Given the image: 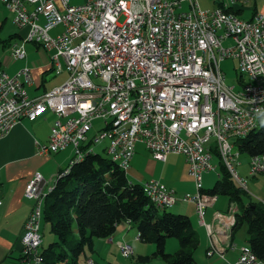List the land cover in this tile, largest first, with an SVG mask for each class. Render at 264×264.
<instances>
[{
	"label": "built area",
	"instance_id": "obj_1",
	"mask_svg": "<svg viewBox=\"0 0 264 264\" xmlns=\"http://www.w3.org/2000/svg\"><path fill=\"white\" fill-rule=\"evenodd\" d=\"M0 2L13 14V23L26 30L20 42L9 45V58L25 59L29 42L52 52L55 74L64 67L68 73L61 85L30 97L26 91L33 84L30 68L14 74L0 68V139L20 120L50 111L55 118L47 142L37 145V153L47 155L71 146L74 156L69 166L103 139L110 143V159L127 157V164L121 165L124 171L130 168L137 143L158 160L171 153L183 155L194 193L178 196L157 179L141 185L163 208L178 201L193 203L204 226L205 210L217 197L202 192L203 175L216 168L211 163L214 155L246 191L247 180L237 170L240 152L228 147V140L256 126L264 110V31L260 27L264 13L237 21L233 12L234 24H227L214 8H202L197 0ZM55 28L59 31L50 34ZM254 42H261L262 55L253 54ZM228 58L237 61V90L226 83L220 68ZM96 120L102 127L89 137ZM250 173H264V153L249 156V177ZM52 188L39 171L25 184L24 195L34 204L20 238L21 264H39L40 200ZM235 210L231 203L228 213H212V228H206L207 255L223 257L232 246ZM118 248L122 257L131 256L128 242H118ZM231 264L264 263L247 245Z\"/></svg>",
	"mask_w": 264,
	"mask_h": 264
},
{
	"label": "trees",
	"instance_id": "obj_2",
	"mask_svg": "<svg viewBox=\"0 0 264 264\" xmlns=\"http://www.w3.org/2000/svg\"><path fill=\"white\" fill-rule=\"evenodd\" d=\"M236 143L240 153H264V114L257 127ZM82 159L58 173L44 202L42 217L55 240L42 247L43 264H78L85 248L92 249L94 240L111 236L122 220L136 228L141 242L156 247L151 255H138L130 264H152L153 257L162 258L164 264H198L194 252L199 237L186 214L166 208L159 213L160 208L150 204L141 183L131 181L110 158L93 150ZM219 165V177L203 192L225 195L229 204L236 205L232 233L245 224L247 243L264 263V204L253 200L230 178L224 165ZM73 226L76 236L72 235ZM168 238L178 241L174 254L165 251Z\"/></svg>",
	"mask_w": 264,
	"mask_h": 264
},
{
	"label": "crops",
	"instance_id": "obj_3",
	"mask_svg": "<svg viewBox=\"0 0 264 264\" xmlns=\"http://www.w3.org/2000/svg\"><path fill=\"white\" fill-rule=\"evenodd\" d=\"M197 1L199 5L205 9L214 8L217 10L218 8H221L220 6H222L232 14L234 12L237 15V18H239V15H241L246 8H251V12L248 16L249 18H251L255 13H264V0H254L252 5L249 1L250 3H248V6H245L243 0H236L233 4H230L228 0ZM22 32H24V29H22ZM18 38L21 39L20 36ZM39 48L40 47L35 45V50H38ZM20 61H13L8 55L4 62L0 65V68L8 74H14L20 67ZM40 61H31L33 66V84L31 86H27L28 88H33V90H31V95L27 92L30 97L42 93L41 91L39 92V89L44 86V75H46L49 71H52L51 66L46 67L45 65H41L42 63ZM45 71L47 72L43 75V72ZM54 118V114L50 111H46L44 114L33 120L24 118L20 120V122L17 123L7 135L0 139V201L2 202L0 205V264H21L20 238L23 233L24 222L34 204L33 199H29L24 195V187L28 179L36 171H39L45 178L47 184L53 185L57 174L62 169H65L68 166L66 163L68 162L69 164L72 159L70 157L68 147L62 151L47 155H40L37 153V145L46 143L48 140L50 128ZM182 157L183 160L179 165V180H182L183 178L185 179V177L189 178L187 175L185 157L183 155ZM246 176H248V166ZM258 176H262L264 178V173L252 178L257 179ZM145 181H147V179ZM185 194L186 193L183 195ZM262 203L264 204V202ZM172 207H175V212H182L190 218L192 226L198 234L199 241L206 244V242L209 241L206 228L212 225V213L217 209L211 211L210 219L208 221L204 219V226L197 220L193 203L178 201ZM206 212H208V208H206L205 213ZM41 231L43 234L42 229ZM233 237L234 234L232 233V241ZM138 241L140 240L138 239L136 228L125 220V222L120 221L117 224L115 232L111 236L104 239L94 240L92 249H88L93 254L97 253L99 256H103L108 262L112 253L119 254L118 242H128L131 245V256L144 254V246L138 244ZM42 247L43 240L41 249ZM207 247L205 249V253L209 248ZM229 248L223 252V257L219 258L227 261L228 264H231L236 260L238 250L228 251ZM214 254L217 255V253H213L212 255H207L206 253V256L211 257ZM227 256H229V259H226ZM88 261H91L92 264L94 263V260L91 258L87 259L86 262ZM218 261L219 260H214L211 261L212 263H209L219 264Z\"/></svg>",
	"mask_w": 264,
	"mask_h": 264
},
{
	"label": "rangeland",
	"instance_id": "obj_4",
	"mask_svg": "<svg viewBox=\"0 0 264 264\" xmlns=\"http://www.w3.org/2000/svg\"><path fill=\"white\" fill-rule=\"evenodd\" d=\"M84 0H71V3L73 4H80ZM227 1V0H224ZM251 2V5L253 4L254 0H243V3L245 6H248ZM183 7H186V4L183 3ZM201 7V6H200ZM251 7V6H250ZM203 8V7H202ZM251 12V8H246L244 12L239 15V18L242 20H249L248 17ZM123 21V17L121 16L119 18V22ZM59 31V28H55L50 31V34L54 35L56 32ZM26 30L22 32V29L19 28L17 25L13 23V14L8 11L6 6L0 2V65L4 62V60L8 56V48L11 43L14 42H20L21 39L18 37H23ZM228 41L226 42V44ZM26 49V58L20 61V68L28 67L33 72V66L31 64V61L35 60H41V65H45L46 67L51 66V57L52 52H47L43 48H39L38 50H35V45L32 43H26L25 44ZM29 65H28V64ZM221 70L225 73V81L228 85L235 86V90L239 89L238 86V75L239 72L237 70V61L235 59H225L220 63ZM68 78V73L65 70V67L63 68V71L59 74H55L53 71H49L46 75H44V90L43 87L39 89V92L41 91H49L53 87L59 86L62 83L66 81ZM27 92L31 95V90L33 88L26 87ZM100 127H102V123L99 120H96L93 122V128L88 132V136H93L96 130H98ZM237 140H233L232 144L234 147V150L237 149ZM108 140L103 139L99 143L93 144V150L95 152L100 153L101 155L108 157L109 155L105 149L108 146ZM70 157L72 158L74 156V149L73 147H68ZM183 160L182 155L180 154H168L164 160H158L155 159L152 154L144 147L143 144L137 143L134 155L132 157V160L130 162V168L127 169L126 175L127 177L138 183H143L146 179H157L161 184H163L166 188L172 189L175 191L176 195L180 196L184 193L191 194L195 191V186L191 179L188 177L183 178L182 180H179V165L181 161ZM237 161L239 162V165L237 166L238 173L241 177L245 178L247 180V186H246V192L247 194L256 201H262L264 202V178L262 176H258L256 178L248 177L246 176V170L249 162V155L246 153H239ZM211 163L216 166L215 171H211L208 173H205L203 175V190L204 189H210L212 188L214 182L219 177L220 172V165L219 160L217 156H213L211 159ZM68 165V162L66 163ZM179 180V181H178ZM244 199L247 200L248 197L244 196ZM188 204V203H184ZM228 197L225 195H218L216 202L213 206L208 207V212L204 214V219L209 220L210 219V213L212 210L217 209L223 214L228 213ZM163 209H159V213H162ZM166 211L172 212V213H182V212H175V207L166 208ZM198 220V217H197ZM125 222V220H122ZM194 222V220H193ZM41 229L43 230L42 240H43V246L46 247L50 242L55 240V236L53 233L50 232L49 224L46 223L43 220V217L41 218ZM72 235L76 236V228L73 226V232ZM232 246L229 248L228 251L231 250H238V254L240 252V249L242 247H246L248 245L247 243V233H246V225L243 224L241 227H239L233 237ZM138 244H141L144 246V254L142 255H151L156 247L154 244L151 243H143L141 241L137 242ZM209 241L204 244L202 241H199V245L196 248L194 252V258L195 261L198 264H210L211 261L219 260V264H228L227 261L220 259L221 257L218 253L217 255L214 254L211 257H207L205 253V249L208 246L209 247ZM207 247V248H208ZM178 249V241L175 238H168L165 246V251L169 254H174ZM238 257V256H237ZM93 259V264H130L132 263L136 255L129 256L127 258H123L120 254L112 253L110 256V259L107 260L103 256H99L97 253H91L88 248H85V251L79 255L77 262L78 264H87V259ZM226 259H229V256H227ZM152 264H164V261L160 257H153L152 258ZM210 262V263H209ZM233 263V262H232Z\"/></svg>",
	"mask_w": 264,
	"mask_h": 264
},
{
	"label": "bare ground",
	"instance_id": "obj_5",
	"mask_svg": "<svg viewBox=\"0 0 264 264\" xmlns=\"http://www.w3.org/2000/svg\"><path fill=\"white\" fill-rule=\"evenodd\" d=\"M16 0H7V2H15ZM223 1V0H222ZM226 9L225 8H218L216 11V13L218 14V16L221 18V19H227V24H234V17H233V14L230 13V12H226L225 11ZM237 21H242L240 20L239 18H237ZM260 27L261 29L264 31V14L260 17ZM253 54L254 55H262V48H261V42H254V46H253ZM262 68L264 70V61H262ZM239 86V84H238ZM240 87V86H239ZM264 114V110H263V113L262 115ZM261 115V116H262ZM260 119V118H259ZM259 122V120H258ZM258 125V123H257ZM256 126L246 130L245 132H243L242 134H238L237 136L233 137V140H238V139H242V137L244 136H247V134H249L250 131H252L253 129H255ZM233 140H228V147H233V144H232V141ZM234 148V147H233ZM105 151H107L108 155H110V143H108V146L107 148L105 149ZM90 153V152H88ZM86 153H81L76 161H80L84 155ZM83 160V159H82ZM114 162H116V164H118V166L121 168V165L122 164H127V157H115L114 159H110ZM67 171V170H66ZM65 171V172H66ZM259 175L258 173H250V176L251 177H255ZM203 186V185H202ZM144 190H145V194L150 202V204H152L153 206L155 207H158V208H163L162 206H160V204L158 203L157 199L152 197L151 195H149V190L147 189V187H143ZM195 192V191H194ZM202 192H203V187H202ZM49 192L48 193H44L43 194V200H40V210L42 212V209H43V206H44V202L48 196ZM185 195H191V194H185ZM154 207V208H155ZM212 224V223H211ZM207 227V226H206ZM207 228H212V225L210 227H207ZM41 244H42V238H41ZM41 248L38 249V257H39V264H43V257H42V254H41ZM87 263H92L91 261H88Z\"/></svg>",
	"mask_w": 264,
	"mask_h": 264
}]
</instances>
